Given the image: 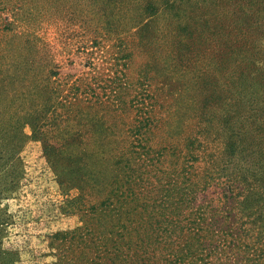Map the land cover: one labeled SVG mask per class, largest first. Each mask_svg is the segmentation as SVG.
<instances>
[{
	"label": "trees",
	"instance_id": "16d2710c",
	"mask_svg": "<svg viewBox=\"0 0 264 264\" xmlns=\"http://www.w3.org/2000/svg\"><path fill=\"white\" fill-rule=\"evenodd\" d=\"M63 10L99 22L111 77L61 84L32 29ZM30 142L73 219L45 264H264V0H0V201Z\"/></svg>",
	"mask_w": 264,
	"mask_h": 264
},
{
	"label": "rangeland",
	"instance_id": "374dc122",
	"mask_svg": "<svg viewBox=\"0 0 264 264\" xmlns=\"http://www.w3.org/2000/svg\"><path fill=\"white\" fill-rule=\"evenodd\" d=\"M63 13L64 10L61 16L59 15L60 18L56 15L50 21L39 23L32 29L35 36L47 45L52 54L58 67L61 84L66 82V85H69L74 79L92 73L93 69L104 78L106 75L111 77L112 70L106 62L107 54L102 52L103 48L97 46L93 48L90 44L92 39L95 38L97 41L101 37L99 29H96L99 22L81 23L77 18L70 19ZM158 24L160 26L162 22ZM83 49L91 50L92 54L86 56L82 52ZM104 50H108V46ZM141 59L144 57L134 58L132 66L127 71L129 77L135 76ZM20 157L25 168L26 181L18 192L16 188L12 190L8 199L0 201V209L5 208L14 223L7 227L8 233L4 243L5 246L11 245L28 251L22 256L21 264L49 263L51 261L49 257L41 256L44 252L41 236L71 228L73 219L62 216L56 209L61 197L39 144L28 143L20 153ZM21 217H25L26 220L23 231H20L17 225Z\"/></svg>",
	"mask_w": 264,
	"mask_h": 264
}]
</instances>
